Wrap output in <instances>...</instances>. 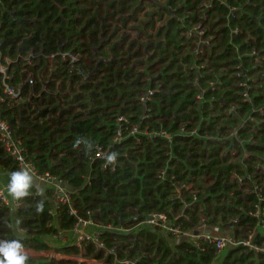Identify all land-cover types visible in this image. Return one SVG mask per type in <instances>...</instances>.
Returning <instances> with one entry per match:
<instances>
[{
    "label": "trees",
    "instance_id": "trees-1",
    "mask_svg": "<svg viewBox=\"0 0 264 264\" xmlns=\"http://www.w3.org/2000/svg\"><path fill=\"white\" fill-rule=\"evenodd\" d=\"M203 1L0 0V63L16 60L8 67L9 83L21 90L17 101H0L1 118L40 173L60 177L76 191L73 201L79 216H91L102 226L100 240L106 247L119 244L122 259L144 254L139 264H212L215 253L211 248L200 252L187 240H174L144 226L134 237L111 233L106 226L164 213L185 230L200 223V214L219 227L242 204L233 174H252L257 164H264V123L244 147L238 146L241 154L250 155L245 160L248 171L232 162V156L223 155L226 145L214 142V135L229 132L230 122H241L239 116L229 122L224 114L231 104L241 105L238 111L244 117L264 106V0H207L211 4L205 37L213 45L198 59L199 38L188 35L202 23L198 10ZM130 25L136 26L129 30L133 35L125 34ZM235 28L239 33H232ZM254 49L259 60L248 56ZM68 54L77 61L73 63ZM239 55H244L241 60ZM240 71L246 74L237 75ZM148 76L150 81L145 80ZM157 82L163 91L145 108L141 95ZM245 83L252 88L246 89ZM244 92L250 99L245 101ZM145 112L152 116L143 120ZM184 124L186 132L197 129L199 137L213 138L203 141L184 134ZM134 127L151 137L131 136ZM119 130L125 138L116 143ZM160 131L170 134L173 143L152 134ZM96 145L116 156L121 165L115 172L105 169L103 160L89 162ZM167 162L174 169L168 168L163 181L158 175ZM0 167L12 174L18 170L1 143ZM172 175L198 191L195 203L184 192L190 209L183 211L180 201L172 198ZM28 194L13 216L14 228L9 209L0 203V241L49 250L47 239L58 230H71L77 219L66 206L52 217L50 188L43 195ZM126 244L131 249L124 253ZM67 251L79 253L71 247ZM84 252L99 259L106 255L93 243L84 245ZM113 259L112 254L107 257L109 262ZM221 262L264 264V255L257 259L252 252L230 248ZM26 264L75 263L28 257Z\"/></svg>",
    "mask_w": 264,
    "mask_h": 264
},
{
    "label": "built area",
    "instance_id": "built-area-1",
    "mask_svg": "<svg viewBox=\"0 0 264 264\" xmlns=\"http://www.w3.org/2000/svg\"><path fill=\"white\" fill-rule=\"evenodd\" d=\"M210 1L204 0L198 10V14L202 20V23L193 28L192 32L189 33L188 37L191 38L196 35L199 41L196 43V53L199 57L208 55L207 51L212 47L211 38H206L205 34L208 31L207 27H204V23L209 21L206 12L210 8ZM203 24V25H202ZM233 34L239 33V28L232 29ZM247 55V54H244ZM244 55H239L238 60H241ZM67 55H64V57ZM69 58L73 63L77 61V57L69 55ZM248 56L255 57L259 60L260 54L255 49L252 50ZM203 59V58H201ZM26 60V58L24 59ZM16 61V60H15ZM15 61L11 59H5V63H0V101L1 102H15L20 98V88L13 86L9 83L11 78L8 67L11 66ZM28 61H25L27 63ZM202 66H207L203 64ZM236 69H241V66H237ZM237 75H245L244 72H236ZM145 80L150 81V76ZM29 83L34 85L33 79H30ZM211 86H215V83H211ZM160 83L157 82L155 88H147L146 91L141 95L140 102L144 107H150L149 105L155 102V94L162 92L160 88ZM246 89H251L252 86L244 84ZM245 101L250 99V95L246 92L243 93ZM202 98V97H199ZM213 100V98L211 99ZM152 107V106H151ZM241 105L231 104L230 108H227L224 114L228 117L229 122L235 119V116L241 118V122L235 125L230 122L228 125L229 132L226 135H214V142H222L226 145V149L223 153L225 156H232V162L235 164H240L244 166V169L248 171V167L245 163L248 157H250L248 152L240 153L238 146L240 148L244 147V144L251 140V135L256 132V128L264 123V106L259 107L256 113L252 116H243L239 113L238 108ZM152 114L145 112L142 119H148ZM125 118H121V121H125ZM253 122L251 126L247 124ZM223 126V124L221 123ZM185 124L182 125L181 132L192 137L199 138L203 141L212 139L213 137L205 135L203 137L198 136V130L194 129L192 132H186L184 129ZM245 132L247 137H245L242 132ZM131 136L136 137L138 134H144L150 136V133H140L138 127H134L131 131ZM153 135L159 136L165 139L169 144L173 143V137L166 131L154 132ZM227 136V137H223ZM124 135L121 130L117 132V136L114 142L120 143L124 140ZM0 143L2 144L3 150L7 158H11L18 167V171H28L29 174L37 180L39 185L33 186V193L28 194L29 196L43 195L41 188L45 186L50 188L53 192V197L51 199L52 209L49 213L53 218L57 217V210L63 206L69 208L70 215L76 217L77 222L71 230H58L53 234L51 238L62 242L63 245L51 246L49 250H36L34 248L25 247L28 257L43 259L47 262H72L75 264H139V261L144 257V254L140 253V256L136 258H130L126 256L124 259L120 258L119 254V244L114 246V248H107L105 243L100 240L101 236V225L96 224L93 218L90 216L88 218H82L79 216L78 210L74 206L73 195L74 191L69 187V183L64 179L54 176L49 172L40 173L36 165L29 159L26 149L22 146L20 140L15 137L14 131L12 130L10 124L1 118L0 116ZM170 157L171 152L167 153ZM110 156H114L113 160H109ZM128 157V155H125ZM103 160L104 168L110 169L111 172L116 171V167L121 164L118 162L116 156L106 150L100 145L94 147V154L88 158L89 162H94L95 160ZM170 163L165 164V168L159 171V178L163 181H167V170L168 168L174 169L173 166H169ZM254 173H246L241 175L239 173H234L231 180L237 186V192L239 193L238 199L242 204L238 207V213L228 215L227 222L221 223L218 228L225 230L226 232L212 231L208 225L207 220L200 214V223L191 228V230H185L180 224L171 221L167 214L164 213H151L142 222H139L137 217L132 218V223L123 222L119 226L108 225L106 226V231L114 234L135 236L140 227L144 226L150 230L167 235L168 238L172 237L174 240H187L192 244L198 251L204 252L207 248H211L215 253V261L212 264H222L221 258L230 249H241L244 253L252 252L256 255L257 259L264 255V164H257L253 169ZM175 175L170 177L169 182L175 187L172 198L178 199L183 205V211L190 209L191 204L188 203L187 196L184 192H187L191 198L192 202L198 201V191L194 190V184L187 182H177L175 180ZM8 187L0 184V203L9 209L11 218L17 213L20 208L24 206V202L21 198H9ZM223 206H229V204H224ZM204 208H201V213ZM181 212V216L184 212ZM202 217V218H201ZM249 219L250 222L246 223L243 219ZM191 217H187L190 221ZM130 222L129 220H127ZM50 227L54 226L53 223L49 224ZM215 226V225H214ZM215 230V229H214ZM23 232L21 231L20 237H23ZM24 238V237H23ZM93 243L96 247L97 252L105 251V258L99 259L93 256H86L84 252V245ZM127 245V244H126ZM79 249V253H70L67 251L68 248ZM125 249V250H124ZM122 251L130 250V246H127ZM112 254L114 259L112 262L107 260V257Z\"/></svg>",
    "mask_w": 264,
    "mask_h": 264
},
{
    "label": "clouds",
    "instance_id": "clouds-1",
    "mask_svg": "<svg viewBox=\"0 0 264 264\" xmlns=\"http://www.w3.org/2000/svg\"><path fill=\"white\" fill-rule=\"evenodd\" d=\"M110 156L109 160H113ZM32 186V176L28 171H18L12 174V181L9 185V192L16 198L28 194V189ZM28 260L27 252L19 241H0V264H26Z\"/></svg>",
    "mask_w": 264,
    "mask_h": 264
},
{
    "label": "crops",
    "instance_id": "crops-1",
    "mask_svg": "<svg viewBox=\"0 0 264 264\" xmlns=\"http://www.w3.org/2000/svg\"><path fill=\"white\" fill-rule=\"evenodd\" d=\"M11 181H12V173H10L8 170H4L2 167H0V184L5 186V187H8L7 195H8L9 198L17 199L16 197H14V195L12 193L9 192V185H10ZM36 185H39V183L37 182L36 179H34L32 177V186L31 187L36 186ZM46 189H48V188L43 186L41 188V192L44 194Z\"/></svg>",
    "mask_w": 264,
    "mask_h": 264
},
{
    "label": "rangeland",
    "instance_id": "rangeland-1",
    "mask_svg": "<svg viewBox=\"0 0 264 264\" xmlns=\"http://www.w3.org/2000/svg\"><path fill=\"white\" fill-rule=\"evenodd\" d=\"M133 28H136V26L135 25H130L129 27H128V29L126 30V33L125 34H128V35H133L134 33V31H129V30H132ZM206 220L208 221V218H206ZM96 224H98V223H96ZM15 227V226H14ZM208 227L214 232V231H219V232H226L225 230H223V229H221V228H218L217 229V227L216 226H213V225H208ZM215 229V230H214ZM20 235H21V233H20ZM47 241H48V243L50 244V245H52V246H57V247H59L60 245H63V243L62 242H59V241H57L56 239H54V238H48L47 239ZM124 246V245H123ZM126 247L128 246V245H125Z\"/></svg>",
    "mask_w": 264,
    "mask_h": 264
},
{
    "label": "water",
    "instance_id": "water-1",
    "mask_svg": "<svg viewBox=\"0 0 264 264\" xmlns=\"http://www.w3.org/2000/svg\"><path fill=\"white\" fill-rule=\"evenodd\" d=\"M12 219V224H13V228H14V222H13V217L11 218ZM20 240H23L24 238L23 237H19Z\"/></svg>",
    "mask_w": 264,
    "mask_h": 264
}]
</instances>
